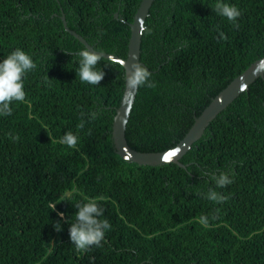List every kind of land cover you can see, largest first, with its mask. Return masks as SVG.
<instances>
[{
    "label": "trees",
    "instance_id": "trees-1",
    "mask_svg": "<svg viewBox=\"0 0 264 264\" xmlns=\"http://www.w3.org/2000/svg\"><path fill=\"white\" fill-rule=\"evenodd\" d=\"M140 2L0 0V264H264L263 77L210 122L186 168L114 148L124 66L84 50L62 15L125 58ZM263 56L264 0H154L128 143L173 147Z\"/></svg>",
    "mask_w": 264,
    "mask_h": 264
},
{
    "label": "water",
    "instance_id": "water-1",
    "mask_svg": "<svg viewBox=\"0 0 264 264\" xmlns=\"http://www.w3.org/2000/svg\"><path fill=\"white\" fill-rule=\"evenodd\" d=\"M153 1L141 0L134 14L133 21L129 22L130 37L128 52L125 58L114 53L97 50L81 34L68 26L65 15H62V18L65 29L85 45L84 50L94 55L109 58L124 66L125 87L112 124V139L116 152L124 159L141 165H162L174 162L186 168L187 165L181 161L182 156L203 135L210 122L237 96L249 89L250 84L258 77L261 76L264 78V56L253 61L243 72L235 76L223 89L211 98L209 104L202 112L199 115H195L194 123L176 145L163 151H139L131 147L128 143L126 126L138 91L140 67L145 65L140 59L141 42L145 22ZM115 16L117 18L119 17L118 12L115 13ZM120 19L123 20L122 17Z\"/></svg>",
    "mask_w": 264,
    "mask_h": 264
}]
</instances>
